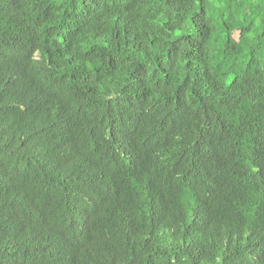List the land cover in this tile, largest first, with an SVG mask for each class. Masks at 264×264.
Returning <instances> with one entry per match:
<instances>
[{
    "label": "trees",
    "instance_id": "16d2710c",
    "mask_svg": "<svg viewBox=\"0 0 264 264\" xmlns=\"http://www.w3.org/2000/svg\"><path fill=\"white\" fill-rule=\"evenodd\" d=\"M0 264H264V0H0Z\"/></svg>",
    "mask_w": 264,
    "mask_h": 264
}]
</instances>
